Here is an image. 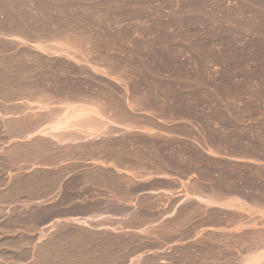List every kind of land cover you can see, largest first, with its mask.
I'll return each instance as SVG.
<instances>
[{
    "label": "crops",
    "instance_id": "1",
    "mask_svg": "<svg viewBox=\"0 0 264 264\" xmlns=\"http://www.w3.org/2000/svg\"><path fill=\"white\" fill-rule=\"evenodd\" d=\"M82 55L0 46V264H150L151 231L193 228L198 182L231 186L230 161L215 176L208 159L225 125L216 133L219 113L189 102L224 89L198 87L197 74L103 78ZM197 118L213 120L203 138Z\"/></svg>",
    "mask_w": 264,
    "mask_h": 264
},
{
    "label": "rangeland",
    "instance_id": "2",
    "mask_svg": "<svg viewBox=\"0 0 264 264\" xmlns=\"http://www.w3.org/2000/svg\"><path fill=\"white\" fill-rule=\"evenodd\" d=\"M6 2L11 18L0 22V46L80 49L86 62L105 68L103 78L197 74L203 80L198 87L224 89L193 95L189 102L200 112L219 113L216 133L224 123V151L208 159L216 163L215 176L222 174L218 161H230L231 186L212 191L211 184L198 182L195 190L206 203H193V228L151 231L145 258L150 264H238L250 250L263 251L264 0H0V19ZM212 122L197 118L196 134L203 138ZM207 166L200 175L212 173ZM6 250L0 248V255Z\"/></svg>",
    "mask_w": 264,
    "mask_h": 264
},
{
    "label": "bare ground",
    "instance_id": "3",
    "mask_svg": "<svg viewBox=\"0 0 264 264\" xmlns=\"http://www.w3.org/2000/svg\"><path fill=\"white\" fill-rule=\"evenodd\" d=\"M44 37V36H43ZM60 37V36H59ZM52 38V37H51ZM58 39V38H57ZM66 40V39H65ZM55 42V41H54ZM55 44V43H54ZM57 44V43H56ZM37 45V44H36ZM56 46V45H55ZM69 48V47H68ZM44 49V48H43ZM71 50V49H70ZM68 51V50H67ZM78 52V51H77ZM64 53V52H63ZM129 105V104H128ZM186 105V104H185ZM184 106V105H183ZM77 107V106H76ZM81 107V106H80ZM78 108V107H77ZM58 110V109H57ZM63 110V109H62ZM54 112V111H53ZM60 112V111H59ZM115 113V112H114ZM68 115V114H67ZM90 115H92V114H90ZM120 116V115H119ZM118 116V117H119ZM64 117V116H63ZM90 117V116H89ZM117 117V118H118ZM52 118V117H51ZM87 118V117H86ZM108 118V117H107ZM89 119V118H88ZM122 119V118H121ZM133 119V118H132ZM80 120V119H79ZM78 120V121H79ZM90 120V119H89ZM96 120V119H95ZM118 120V119H117ZM88 121V120H87ZM86 121V122H87ZM95 122V121H94ZM98 122V121H97ZM117 122V121H116ZM122 122V121H121ZM61 123V122H60ZM73 123V122H72ZM93 123V122H92ZM102 123V122H101ZM88 124V123H87ZM98 124V123H97ZM93 125V124H92ZM102 125V124H101ZM135 125V124H134ZM60 127V126H59ZM66 127V126H65ZM93 127H96L95 125L93 126ZM68 129V128H67ZM92 129V128H91ZM64 130V129H63ZM89 130V129H88ZM78 134V133H77ZM80 134V133H79ZM74 135V134H73ZM59 136V135H58ZM62 138V137H61ZM130 150V149H129ZM248 150V149H247ZM239 153V152H238ZM127 155V154H126ZM119 162V161H118ZM133 162V161H132ZM260 170V169H259ZM230 171V170H229ZM223 173V172H222ZM239 173V172H238ZM246 173V172H245ZM231 175V174H230ZM248 176V175H247ZM261 180V179H260ZM215 182V181H214ZM224 182V181H223ZM240 184H242V183H240ZM198 189H199V187H198ZM126 190V189H125ZM256 190V189H255ZM263 190V189H262ZM126 192V191H125ZM260 192V191H259ZM202 193V192H201ZM203 194V193H202ZM217 194V193H216ZM200 195V194H199ZM207 195V194H206ZM213 195H214V192H213ZM217 196H218V194H217ZM258 197V196H257ZM200 198V197H199ZM205 198V197H204ZM217 198V197H216ZM221 198V197H220ZM201 199V198H200ZM213 199H215V197H213ZM251 199H253V197L251 198ZM250 199V200H251ZM217 200V199H216ZM200 201V200H199ZM254 201H256V200H254ZM260 201V200H259ZM251 202V201H250ZM261 202V201H260ZM259 203V202H258ZM263 203V202H262ZM225 204H227V203H225ZM253 204V203H252ZM264 204V203H263ZM199 206V205H198ZM187 209V208H186ZM197 210V209H196ZM241 211V210H240ZM183 212V211H182ZM216 212V211H215ZM246 212V211H245ZM197 215V214H196ZM201 216V215H200ZM199 216V217H200ZM227 217V216H226ZM184 218V217H183ZM131 221H133V220H131ZM184 221V220H183ZM248 221V220H247ZM165 231V230H164ZM247 232V231H246ZM250 234V233H249ZM164 235V234H163ZM243 235V234H242ZM208 238V237H207ZM210 238V237H209ZM224 238V237H223ZM247 239V238H246ZM214 240V239H213ZM238 240V239H237ZM242 240V239H241ZM219 241V240H218ZM250 241V240H249ZM258 241V240H257ZM196 242V241H195ZM243 242V241H242ZM248 242V241H247ZM261 242V241H260ZM197 243V242H196ZM231 243V242H230ZM233 243V242H232ZM235 243V242H234ZM239 243V242H238ZM254 243H255V241H254ZM253 243V248H258V244H254ZM207 245V244H206ZM214 245V244H213ZM241 244H239V246H240ZM251 245V244H250ZM203 246H204V244H203ZM219 246V245H218ZM223 246H225V245H223ZM234 246V245H233ZM236 246V245H235ZM243 246V245H242ZM246 246V245H245ZM249 246V245H248ZM207 247V246H206ZM226 247H227V244H226ZM225 247V248H226ZM251 247V246H250ZM231 248V247H230ZM246 248H247V246H246ZM201 249V248H200ZM237 249H238V247H237ZM245 249V248H244ZM243 249V250H244ZM248 249V248H247ZM203 250V249H202ZM212 250V249H211ZM242 250V251H243ZM258 250V249H257ZM207 251V250H206ZM237 251H240V248H239V250H237ZM249 251V250H248ZM254 251V250H253ZM255 251H256V249H255ZM203 252V251H202ZM219 252V251H218ZM235 252V251H234ZM246 252H247V250H246ZM240 253H241V251H240ZM249 253V255H247V256H245L244 257V255L243 256H241L239 259L237 258V262L235 261V259H234V262H232V263H240V264H264V249H263V251H259V253H257V254H254L255 252H253V254H252V252H251V250L249 251V252H247V254ZM221 254V253H220ZM227 254V253H226ZM233 255H234V253H233ZM242 255V254H241ZM69 257V256H68ZM237 257V256H236ZM235 257V258H236ZM211 258V257H210ZM217 258H218V256H217ZM232 258V257H231ZM234 258V257H233ZM78 259V258H77ZM195 259V258H194ZM193 259V260H194ZM207 259V258H206ZM215 259V258H214ZM91 260V259H90ZM154 260V259H153ZM230 260H232L233 261V259H230ZM65 261V260H64ZM101 261V260H100ZM147 261V260H146ZM199 261V260H198ZM229 261V260H228ZM182 262V261H181ZM191 262V261H190ZM215 262V261H214ZM225 262V261H224ZM223 262V263H224ZM231 262V261H230ZM118 263V262H117ZM144 263V262H143ZM149 263V262H148ZM194 263V262H193ZM228 263V262H227ZM63 264V263H62ZM224 264H226V262L224 263Z\"/></svg>",
    "mask_w": 264,
    "mask_h": 264
}]
</instances>
